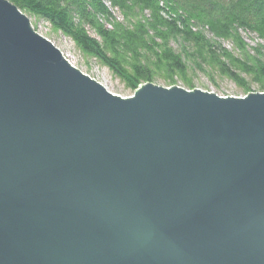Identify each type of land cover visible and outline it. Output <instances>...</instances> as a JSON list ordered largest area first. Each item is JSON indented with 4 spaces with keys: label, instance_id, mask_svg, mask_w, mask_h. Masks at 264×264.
<instances>
[{
    "label": "water",
    "instance_id": "95a60500",
    "mask_svg": "<svg viewBox=\"0 0 264 264\" xmlns=\"http://www.w3.org/2000/svg\"><path fill=\"white\" fill-rule=\"evenodd\" d=\"M0 264H264V92L113 95L0 0Z\"/></svg>",
    "mask_w": 264,
    "mask_h": 264
},
{
    "label": "trees",
    "instance_id": "16d2710c",
    "mask_svg": "<svg viewBox=\"0 0 264 264\" xmlns=\"http://www.w3.org/2000/svg\"><path fill=\"white\" fill-rule=\"evenodd\" d=\"M8 1L70 39L132 94L148 83L195 90L200 75L245 95L264 92V44L250 47L243 37L264 43V0Z\"/></svg>",
    "mask_w": 264,
    "mask_h": 264
},
{
    "label": "rangeland",
    "instance_id": "374dc122",
    "mask_svg": "<svg viewBox=\"0 0 264 264\" xmlns=\"http://www.w3.org/2000/svg\"><path fill=\"white\" fill-rule=\"evenodd\" d=\"M28 18L30 19L35 31L40 36L48 39L52 44H54L55 47L58 48L65 56V58L70 62L71 65L79 69L82 73L96 80L113 95L123 98H129L133 95L131 92L127 91L124 88L123 84L119 80L115 79L106 68L100 67L92 60L87 62V60L83 58L80 51L76 48V46L70 39L63 36L62 34L53 33L51 30V26L48 23L32 16H28ZM243 37L248 45H250V47H254L257 44H264L256 37V35L243 34ZM225 45L228 48L230 47L229 44ZM88 69H90V71H87ZM157 85L165 87L163 84ZM178 86L182 87L181 84H178ZM196 89L214 93L220 97L242 98L246 96L230 81L217 80V85H215L203 75L198 76V78L196 79ZM251 93L261 92L257 90V87H253Z\"/></svg>",
    "mask_w": 264,
    "mask_h": 264
}]
</instances>
